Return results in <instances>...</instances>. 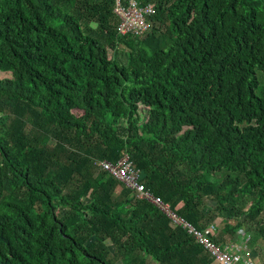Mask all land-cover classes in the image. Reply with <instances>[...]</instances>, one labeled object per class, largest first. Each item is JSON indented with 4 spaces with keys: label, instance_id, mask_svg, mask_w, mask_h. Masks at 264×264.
I'll return each mask as SVG.
<instances>
[{
    "label": "trees",
    "instance_id": "1",
    "mask_svg": "<svg viewBox=\"0 0 264 264\" xmlns=\"http://www.w3.org/2000/svg\"><path fill=\"white\" fill-rule=\"evenodd\" d=\"M139 2L141 37L114 0H0V264H217L99 168L125 151L264 263V0Z\"/></svg>",
    "mask_w": 264,
    "mask_h": 264
},
{
    "label": "built area",
    "instance_id": "2",
    "mask_svg": "<svg viewBox=\"0 0 264 264\" xmlns=\"http://www.w3.org/2000/svg\"><path fill=\"white\" fill-rule=\"evenodd\" d=\"M152 3L141 4L139 0H114L113 13L118 18L117 33L119 36L145 35L150 28L149 18L154 14ZM99 168L130 191L135 200L145 201L164 215L174 227L183 231L205 254L217 264H259L252 251L244 243H219L215 225L203 231L197 230L192 224L180 217L160 197L150 192L144 185L141 172L134 165L128 152H123L115 163L103 161ZM216 233V235H215ZM242 242V241H241Z\"/></svg>",
    "mask_w": 264,
    "mask_h": 264
},
{
    "label": "rangeland",
    "instance_id": "3",
    "mask_svg": "<svg viewBox=\"0 0 264 264\" xmlns=\"http://www.w3.org/2000/svg\"><path fill=\"white\" fill-rule=\"evenodd\" d=\"M120 52V51H119ZM114 56V53H112L111 51H108V57L109 58H112ZM118 57L119 58H121V56L120 55H118ZM6 77H9V74L8 73H2V72H0V78H6ZM3 113L4 114H6V115H9L10 114V109L9 108H4V110H3ZM75 114H80V112H75ZM123 186V185H122ZM124 187V186H123ZM120 189H118L116 192H118ZM249 204V201H247V200H245V204ZM207 205H208V207L209 208H213V205L209 202V203H207ZM31 216H33V215H31ZM221 221L220 220H216L212 225H215V227H216V230H217V238H218V236H221V235H223V224L221 225ZM215 235H216V233H215ZM243 236H244V234H243V232H241V233H238L237 235H235L234 237H233V239H234V241H238V242H240L239 244H242V243H244V241H243ZM91 240H93V239H90V240H88L87 241V243H85V246H87V248H89L90 249V252H94V248L92 247V244L90 243V241ZM242 241V242H241ZM247 241V238H245V242ZM230 243H232V241L230 242ZM91 247V248H90ZM255 252V254H256V258H257V260H258V263L259 264H264L262 261H261V258H260V255H259V252H258V250H255L254 251ZM257 255H259V257L257 256ZM117 264H124V263H122V262H120V263H117ZM147 264H153L151 261H150V259L149 258H147Z\"/></svg>",
    "mask_w": 264,
    "mask_h": 264
}]
</instances>
